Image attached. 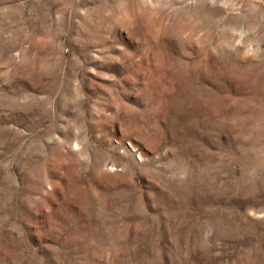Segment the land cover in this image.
<instances>
[{"label":"rangeland","instance_id":"1","mask_svg":"<svg viewBox=\"0 0 264 264\" xmlns=\"http://www.w3.org/2000/svg\"><path fill=\"white\" fill-rule=\"evenodd\" d=\"M0 264H264V0H0Z\"/></svg>","mask_w":264,"mask_h":264}]
</instances>
